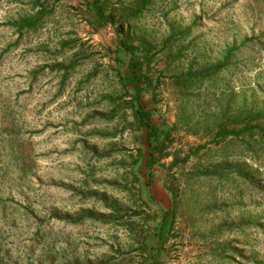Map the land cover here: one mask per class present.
<instances>
[{
  "label": "rangeland",
  "instance_id": "obj_1",
  "mask_svg": "<svg viewBox=\"0 0 264 264\" xmlns=\"http://www.w3.org/2000/svg\"><path fill=\"white\" fill-rule=\"evenodd\" d=\"M88 1L0 0V264H264V0L102 1L152 168Z\"/></svg>",
  "mask_w": 264,
  "mask_h": 264
},
{
  "label": "trees",
  "instance_id": "obj_2",
  "mask_svg": "<svg viewBox=\"0 0 264 264\" xmlns=\"http://www.w3.org/2000/svg\"><path fill=\"white\" fill-rule=\"evenodd\" d=\"M102 1L103 0H89L87 2V10L95 16V22L98 26L111 23L116 27L118 33L122 35L117 48V53L121 54L124 52L125 54H130L128 72L130 84L135 91L133 99L137 103L135 117L137 118V123L140 128L145 130L146 142L150 147V156L147 164L149 168H152L157 163L158 157L164 146V139L167 138L168 134L164 129H160L151 122V114L146 106L140 101L141 95L144 90L147 89L148 85L143 62L138 57L140 47L124 38V28L118 25L117 20L113 15L107 13L106 7L103 5ZM171 214L172 209L169 208L165 212V217H169Z\"/></svg>",
  "mask_w": 264,
  "mask_h": 264
}]
</instances>
